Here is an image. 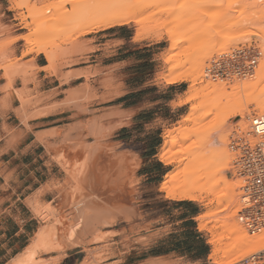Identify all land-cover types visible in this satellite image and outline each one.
Returning a JSON list of instances; mask_svg holds the SVG:
<instances>
[{
	"label": "rangeland",
	"instance_id": "1",
	"mask_svg": "<svg viewBox=\"0 0 264 264\" xmlns=\"http://www.w3.org/2000/svg\"><path fill=\"white\" fill-rule=\"evenodd\" d=\"M11 1L13 2V0ZM118 1L16 0L18 6L20 5L18 9L14 7L19 12L18 21L21 22L27 32L20 38L26 47L23 56L41 54L37 51L39 45L36 46L34 42V39H36L38 43L41 42L40 46L46 44L48 46L47 51L52 53V57L54 56L55 62H53L54 65L51 63V70L55 72L57 63L64 61L68 64V62H73L72 59L74 57L80 58L81 66L94 65L95 63L92 60L95 59V55H100V53H94V49L89 48V45L94 41H88L87 39L96 38L97 44H100L110 39V37L105 36L112 33L110 29H115L114 32H117L118 36L129 37V40L123 44L121 42H113L108 49L116 51L119 47H122L123 50H129L131 51L130 60L128 64L121 68L117 67L109 70V75H106L100 69L91 68L86 70L83 73L85 79L82 80L85 83L75 90L76 97L80 101L93 103L94 108L101 109L117 102V97L123 92L137 91L140 89V85L145 82L150 84L157 83L162 90H168L170 86L177 87L175 101L164 108L167 112L164 113L166 119L159 124L161 127L159 134L161 136L158 137L156 135L151 141L153 145L161 142L156 159L160 165L165 167L161 166V176L164 172H167L164 177H161L160 188L168 173L172 171L178 172L179 169V171H182V167H186H184L186 160L183 163H177L176 161L171 165H166L160 160L159 153L168 132L178 133L179 129L181 131L182 129L192 130L197 128V130L205 132V136L208 139L213 137V142L211 140L212 143L209 145L210 149L206 151L199 162L194 163L195 153L188 157L186 156L188 158L186 164L191 169L199 167L202 162H206L209 159H215L214 162L218 163L220 159L226 160L225 158H227L229 162L228 171L225 172L228 176L227 183H218L209 194H204V198L198 201H188L193 203V206L198 210V215L192 220V223L197 228L196 232L201 236L205 245L208 246L212 256L210 261L205 257L199 262L178 264H218L219 260H223V254L219 249L233 241L224 232L222 225L226 224L229 229H234L235 233H237L236 230L239 231V234L245 231L236 222L241 181L237 178H232L229 172L233 170L235 158L233 142L236 138V133L243 131L244 127L249 125L247 121L249 116L262 113L263 111L262 108L251 104V101L262 91L264 92V0H127L128 2L125 0V5L124 2L120 5L121 0ZM152 5L154 7H151ZM128 9H131L132 12L135 10L134 16L137 18H132L127 25H118L104 30L95 29L94 24L100 19L99 17H104L106 13L109 14L111 12H127L126 10ZM140 31H145L146 34L139 33ZM147 32H150L149 36ZM30 35L32 36L31 43L27 39ZM170 38L174 39L175 43L180 41L182 43L174 45ZM244 47L255 48L257 54L259 53L254 75L230 81H213L206 76L205 70L208 67V63L213 58L223 55L219 53L221 49L225 48L229 53H232ZM226 50L224 51L226 52ZM217 52L219 54H216ZM210 53V58L204 61L203 73H201L202 75H200V79L195 86H193L192 81L169 83V79L180 72L186 75L191 73L197 67L199 59ZM118 58L120 57L113 58V60ZM178 65L179 67L173 70ZM258 79L261 80L259 88H263L260 89L261 92L258 91L257 94H251L252 96L250 94L247 95L249 92L244 90L243 82H246V80L254 82ZM210 82L217 85L220 83L224 84L227 87V93H232L230 102L223 106L213 107L210 100L218 94L224 93V91L222 87L219 90H214L213 87L207 88L206 86ZM236 84L241 86L239 92L237 90L232 91ZM172 89L174 90L175 88ZM72 91L69 90L66 93L69 94ZM104 92L107 94H104ZM197 92H200L198 98L191 100V97ZM239 98L241 99V104L237 106ZM110 99L114 100L111 102ZM203 100L207 101L203 107L198 111L192 110L193 105H198ZM232 102L235 103L232 108L235 106L236 108H234L232 116L225 120L229 115L228 105ZM242 112H244L243 117ZM193 113H195L197 121H186ZM227 130H230V132L228 133V142L225 147L228 155H225L220 150L219 137L221 133ZM203 139L202 136H194L186 141L183 146L188 145L191 148H196L204 141ZM176 149L180 148L175 147L173 151H176ZM190 162L193 163L190 164ZM83 165L78 160L73 167H70L69 163L65 167L67 174L72 180L70 185H72L71 194L74 198L75 209L71 207L69 213L63 214L59 209L58 203H50L45 206L40 212L45 222L42 231L40 230L39 232L47 230V234L44 235H48V237L45 236L48 241L37 248L34 255L26 256L21 254L25 256L23 260L24 256L18 255V259L16 258L11 264H168L165 262L140 260V258L147 255L154 245L166 243L168 235H180L182 224L179 223L180 214L176 210L177 206L175 203L181 201L169 199L166 193L161 190L160 199H157L156 195L159 194L158 186H147L148 181L146 178L140 182L145 187L144 201L140 200V197L137 200H132L136 202L134 204L131 203V209L129 210L132 212L128 213L125 217L126 220H108L107 225H102L107 220L103 223V220H101L104 218H101L102 214L98 213L100 214V217L98 216L100 220H98L95 218L96 213H94L95 216L92 219L94 222L91 220L92 217H87L89 222L94 224L86 232L83 231L82 238H84L85 243L80 246H72L73 244L69 243L68 234H70V228L78 220L76 205L79 206L77 203L80 201L79 198L83 191L82 181H80ZM221 174L225 175L224 172ZM78 182L80 183L79 185ZM230 185H234L233 187L236 189L234 194H239H237L238 196L236 195L237 197L234 195L237 199L234 197L233 199L236 201L234 200V203L227 209V207L225 208V205H227L225 202L222 205L217 204L213 193L221 195ZM224 208V211L214 214ZM142 209H144V212ZM157 210L162 213L160 220L157 217ZM153 211L155 212L153 213ZM87 213V216L93 214ZM96 219L97 221H95ZM98 223H100V226H96ZM204 224L205 229H201L202 227L200 226ZM94 226L95 229H93ZM84 233L89 235L84 237ZM238 233L231 237L237 238ZM240 235L242 236V234ZM70 246L72 248H67ZM250 254L244 255L242 259L245 260ZM20 257L21 259H19ZM241 262L243 261H239L236 264H242Z\"/></svg>",
	"mask_w": 264,
	"mask_h": 264
},
{
	"label": "crops",
	"instance_id": "2",
	"mask_svg": "<svg viewBox=\"0 0 264 264\" xmlns=\"http://www.w3.org/2000/svg\"><path fill=\"white\" fill-rule=\"evenodd\" d=\"M18 15L11 0H0V264H11L33 243L45 222L40 215L45 206L59 203L63 214L69 213L71 207L75 209L70 185L72 180L65 166L69 163L73 167L78 160L81 165L89 163L88 158L95 149H104L100 150L103 154L99 152V159L108 157L105 167L107 169L110 166L104 173L100 167V172H97L95 164L92 173H97L92 176L94 180L101 179L99 183L96 181L98 186L108 183L114 175V178L117 175L119 178L120 175L122 182L129 179L128 183L125 181L127 186L125 182L122 183L121 187H128L122 192L127 191L132 194L133 199L140 197L144 201L145 187L140 182L146 178L147 186H158L156 188L159 194L156 198L160 199L161 177L167 172L161 176L163 165L156 159L161 144L153 145L151 141L154 136H161L159 124L166 119L164 113L167 112L164 108L170 106L177 95L175 86L162 90L157 83L145 82L137 91L123 92L117 97V102L101 109L94 108L93 103L80 101L75 90L85 83L82 80L85 79L83 73L86 70L100 69L109 75V70L128 64L131 51L123 50L122 47L116 51L108 48L113 42H127L129 37L118 36L117 32L112 31L105 36L110 39L100 44H97L96 38H88V41H94L89 48H93L94 53H100L92 60L95 64L81 66L80 58L74 57L73 62L68 64L64 61L57 63L55 72L48 69L50 62L45 53L23 56L26 47L20 38L27 32L18 21ZM116 57L120 58L113 60ZM69 90L73 91L67 94ZM113 100L110 99L111 102ZM116 158L120 160L117 161L119 164L128 162V165L121 164L117 169ZM113 166L118 170L115 173ZM121 167L124 168L120 169ZM130 169L134 170L132 178L126 175ZM108 170L114 174L108 173V176ZM97 174L101 175L100 179L95 177L99 176ZM103 174L111 179H105L106 175L103 178ZM89 184L90 182L82 185L83 194L91 195V188L86 189ZM121 199L123 200V195ZM121 199L103 200L105 206L110 201L111 208H106L114 213L121 203L117 211L121 209L122 212L116 211V214H123L120 217L117 215L116 219L120 221L128 215V206L130 207ZM100 203L101 201L95 205L99 206ZM102 204L101 210L94 204L96 209L92 205L90 209L103 214L106 208L103 209ZM123 206H127V211H123ZM176 210L179 211L181 224L194 220L198 215L185 207H177ZM108 211H105L106 215ZM157 214L160 220V210H157ZM184 230L182 228L181 232ZM194 230L197 228L194 227ZM170 236L166 239L168 243ZM159 244L162 243L157 245ZM194 254L195 252L188 254L168 251L144 260L168 264L191 263L199 262L205 257L208 259L210 253L202 258H195Z\"/></svg>",
	"mask_w": 264,
	"mask_h": 264
},
{
	"label": "bare ground",
	"instance_id": "3",
	"mask_svg": "<svg viewBox=\"0 0 264 264\" xmlns=\"http://www.w3.org/2000/svg\"><path fill=\"white\" fill-rule=\"evenodd\" d=\"M120 1V0H119ZM118 1V2H119ZM127 1V0H126ZM118 2H117V4H118ZM122 2H124V5H125V0H121V3H120V5L122 4ZM128 2V1H127ZM130 2V1H129ZM146 2V1H145ZM13 5H14V7L16 8V9H18V8H20L19 6H18V4L16 3V0H13ZM148 5V4H147ZM151 5V4H150ZM108 6V5H107ZM121 7V6H120ZM126 7V6H125ZM140 7V6H139ZM151 7H154V5H152ZM150 7V8H151ZM131 8V7H130ZM124 9V8H123ZM137 9V8H136ZM104 10V9H103ZM125 10V9H124ZM108 11V10H107ZM113 11V10H112ZM118 11V10H117ZM127 12H119V13H113V12H111V11H109V12H111V13H113V14H111V13H104L103 15H104V17L102 16V17H99L100 19L94 24V26H95V29L96 30H104V29H109V28H112V27H114V26H118V25H127L131 20H132V18H137L136 16H134L135 15V10L132 12V10L131 9H128V10H126ZM138 11V10H137ZM104 12V11H103ZM134 13V14H133ZM130 14H133V15H130ZM133 16V17H132ZM139 33H143V34H146L145 33V31H140ZM148 33V36H149V33L150 32H147ZM142 34V35H143ZM153 34V33H152ZM155 34V33H154ZM139 36H141L140 34H138ZM146 36V35H145ZM160 37V36H159ZM31 38H32V36L30 35V36H28V40L30 41V43H31ZM146 38V37H145ZM172 38H170V40H171ZM33 41V40H32ZM172 41H173V44L174 45H177V44H179V43H182V41H180L179 43H175L174 42V39H172ZM34 42H35V44H36V46H38L37 48V51H38V53H45L46 55H47V57H48V60H49V62H50V67L48 68V69H51V63H53V62H55V60H54V56L52 57V53H49L48 51H47V47L48 46H46V44L44 45V44H42L43 46H40L41 44V42L40 43H38L37 42V40L36 39H34ZM33 42V43H34ZM38 43V44H37ZM33 45V44H32ZM232 47H233V45H232ZM31 50V49H30ZM33 50V49H32ZM224 50H226L225 48H223V49H221V51H219V53H221V54H226L227 52L229 53V51L228 50H226V52L224 51ZM257 51V50H256ZM30 53V52H29ZM28 53V54H29ZM218 52L216 53V54H219ZM259 54V53H258ZM210 55H211V53L210 54H208V55H206V56H204V57H202L201 59H199V62H198V65H197V67L195 68V69H193L192 71H191V73H189V74H185V73H183V72H180V73H178L177 75H175L174 77H172V78H170L169 79V83L170 84H173V83H177V82H180V81H192L193 82V86H195L197 83H198V81H199V77H200V75H202L201 73H203L202 72V70H203V67H204V61L207 59L208 60V58H210ZM212 56H213V54H212ZM211 56V57H212ZM54 60V61H53ZM53 65H54V63H53ZM53 67V66H52ZM179 67V65L178 66H176L175 68H173V70H176L177 68ZM248 80V79H247ZM246 80V82H243L244 84H243V87H244V90H246V91H248L249 93H247V95H251V94H257L258 93V91H260L261 92V90L260 89H263V88H259V86H260V83H261V80L260 79H258V80H256V81H254V82H250V81H247ZM221 84V83H220ZM217 85V84H211V82L210 83H208V85L206 86L207 88H209V87H213L214 88V90L215 89H218L219 90V88L220 87H222V90L224 91V93H220V94H218L217 96H215L214 98H212L210 101L212 102V105H213V107H218V106H220V105H225L226 103H228V102H230V97H231V92H229V93H227V87L223 84H221V85ZM240 84H236L235 86H234V88H232V91H235V90H237L238 92H239V90H240ZM264 90V89H263ZM222 91V92H223ZM200 94V92H197L195 95H193L192 97H191V100H195V99H197L198 98V95ZM252 96V95H251ZM252 98H254V97H252ZM253 100V99H252ZM238 105L237 106H239L241 103V99L239 98L238 100ZM252 103L251 104H254L256 107H259V108H262L263 109V111H262V113L264 112V92L262 91L260 94H258V96H256L255 98H254V100L253 101H251ZM207 103V101L206 100H203L202 102H200V104H198V105H193V107H192V110H194V111H198L201 107H203L205 104ZM235 105V103L234 102H232L230 105H228V108H229V115L226 117V119L225 120H227V119H229L231 116H232V114H233V112H234V108H236V106L234 107V108H232L233 106ZM241 109H242V107H241ZM243 113L244 112H242V117H243ZM259 114V113H258ZM261 114V113H260ZM254 115V114H253ZM252 116V115H251ZM251 116H249V117H251ZM248 117V118H249ZM197 119V117L195 116V113H193V114H191L187 119H186V121H188V122H193V121H197L196 120ZM247 121H248V119H247ZM248 124H249V122H248ZM185 129V128H184ZM241 129V128H240ZM180 130V129H179ZM177 131L178 133H173V132H168L167 134H166V136H165V141H164V143H163V145H162V149H161V152L159 153L160 154V160L164 163V164H166V165H171V164H173V163H175L176 161H177V163H183V161H185L186 160V162L184 163V167L185 168H183L182 167V171H179L178 170V172L177 171H172V172H170V173H168L167 174V176H166V178L164 179V181L162 182V185H161V190L163 191V192H165L166 193V196L169 198V199H171V200H174V201H198V200H200L201 198H204V194H209L210 192H211V190H212V188L213 187H215V185H217L218 183H224V182H228V176L225 174V172L226 171H228V168H227V166H228V159L227 158H225L226 160H224V159H220L219 160V162L218 163H215L214 161H215V159H209V160H207L206 162H202L201 164H200V166L199 167H197V168H195V169H191V168H188V166L189 165H187L186 163L188 162L187 161V157L188 156H190V155H192V154H194L195 153V158H194V163L195 162H199L201 159H202V157L204 156V154L206 153V151H208L210 148H209V145H211V143L213 142V137H209V139L205 136L206 134H205V132H201V131H199V129L197 130V128H193L192 130L190 129H187V130H181V131ZM232 130V129H231ZM247 130L249 131V125H246L245 127H244V129H243V133L244 132H247ZM230 132V130H227V131H224L223 133H221L220 134V137H219V143H220V150H222V153L223 154H225V155H228V151H226L225 150V147H226V145H227V142H228V133ZM194 136H202L204 139V141L202 142V143H200V145L199 146H197L196 148H191L190 146H183L185 143H186V141H188L189 139H191L192 137H194ZM211 140H212V142H211ZM175 147H179L180 149H176V151H173L174 149H175ZM224 149V150H223ZM92 150H94V149H92ZM100 150H102V149H95L93 152H92V155H90L89 157L90 158H88L89 159V163L87 162V163H84V165H83V171L81 172V171H79V172H81L82 173V177H81V179H80V181H82L81 183H82V185H86L87 183H89L90 182V186L88 185V187H86V189L87 188H91V190H90V188H89V193H91V191H92V193H91V195H86V194H83V191H82V194H81V198L82 199H80V201L77 203V204H79V207L78 208H76V211H77V215H78V217H77V219L78 220H76V223H74V226L73 227H71L70 228V234H68V236H69V240H70V242L69 243H72L73 245L72 246H74V245H76V246H80V245H82V244H84L85 242H84V238H82V236H83V231L84 232H86V230L89 228V227H93V222H94V220H92L93 218H94V216L96 215V217L95 218H97L98 220H100V214H98V213H96V212H93L92 211V209L93 208H91L90 209V207H94L95 208V206L97 205L96 203H99L100 201H101V203H103L102 205H104V199H112V200H118V199H121V197H122V195H123V200L122 201H125L126 203H127V205L129 204V205H131V203H135L136 201H132V200H134L133 198H132V194H129L126 190V188H128V187H125L124 186V188H123V186L121 187V185H123L124 184V182L126 181L127 182V180H129V179H127V180H125L124 182H122V181H120L122 178V176H120L119 175V178H118V175L116 176L117 178H114V176L112 177L113 179L112 180H107V182L108 183H104V182H106L103 178L105 177V175H106V177H105V179H107V178H110V177H107V174L108 173H110V171L108 172L107 171V174H103L104 176H103V180H104V184H101L100 186H98L99 184V182L101 181V179H100V176L101 175H99V174H97V175H99V176H95V177H98L100 180L98 181V180H94L93 178H94V176H92V174H94V173H92L93 172V168H94V166H95V164H96V166L95 167H97L96 168V170L98 169V167H100L101 168V170H102V168H103V170H102V172H106V170L110 167H108L107 169H106V165H105V160L108 158H105V157H100V159H99V152L100 153H102L103 154V152H101ZM104 150V149H103ZM102 150V151H103ZM115 153V152H114ZM113 153V155H120V153L118 154V153H116V154H114ZM99 154V155H98ZM112 154V153H111ZM110 154V155H111ZM106 155V154H105ZM101 156V155H100ZM108 156V155H107ZM187 156V157H186ZM81 157V156H80ZM112 157V156H111ZM121 157V156H120ZM120 157H118L119 159H121ZM113 158V157H112ZM111 158V159H112ZM114 158H115V156H114ZM124 158V157H123ZM86 159V158H85ZM110 159V160H111ZM114 160V159H113ZM112 160V161H113ZM122 160V159H121ZM107 161V160H106ZM116 162L117 161H120V160H117V158H116V160H115ZM116 162H115V164H116ZM127 162V161H126ZM106 163H110V162H106ZM118 164V167H117V165H115V167L118 169L119 168V165L121 166V164H123V165H128V162H127V164H124L123 162L121 163V164H119V162H117ZM193 162H190V164H192ZM111 164V163H110ZM114 164V163H113ZM113 164H111V165H113ZM186 164V165H185ZM189 164V163H188ZM122 165V166H123ZM103 166V167H102ZM126 166H125V168H126ZM129 166H130V164H129ZM66 167V166H65ZM105 167V168H104ZM114 167V166H113ZM115 167L113 168V172L115 171V170H117V169H115ZM133 167H135V166H133ZM180 167H181V165H180ZM122 168H124V167H121L120 169H122ZM179 168V167H178ZM186 168H188V169H186ZM112 169V168H111ZM135 169V168H134ZM68 170V169H67ZM100 169H98L97 170V172H100L99 171ZM126 170V169H125ZM95 171V170H94ZM118 171V170H117ZM123 171V178H124V169L122 170ZM129 171V172H128ZM127 171V173L128 174H126L127 176H131V178L133 177L132 175L134 174V170H128ZM96 172V173H97ZM112 171H111V173L110 174H114ZM222 172H224V174L225 175H222L221 173ZM95 173V174H96ZM117 173V172H116ZM79 174V173H78ZM94 174V175H95ZM120 174V173H119ZM108 176H109V174H108ZM121 178V179H120ZM84 179V180H83ZM111 179V178H110ZM125 179V178H124ZM123 179V180H124ZM134 179V178H133ZM78 181V180H77ZM88 181V182H87ZM94 181V182H93ZM96 181H98V183L96 182ZM133 181V180H132ZM131 181V182H132ZM121 182V183H120ZM125 182V183H126ZM95 183H97V184H95ZM123 183V184H122ZM128 183V182H127ZM127 183H126V186H127ZM133 183V182H132ZM132 183L131 184H128V186L129 185H132ZM80 183L78 182V185H79ZM94 184H95V186H94ZM232 184V183H231ZM96 185H97V187H96ZM234 185H236V184H234ZM233 185V186H234ZM233 186H228L226 189H225V191H224V193L223 194H218V193H213V195H214V200L217 202V204L218 205H222L223 204V202H225L227 205H225V208L227 207V209H228V207L229 206H231V204L232 203H234V200L235 199H237L236 197L238 196L237 194H239V193H235L234 194V190H236V189H234L235 187H233ZM130 187H132L133 188V186H130ZM74 188H75V186H74ZM79 188H80V186H79ZM123 188V189H122ZM85 189V190H86ZM124 189H126L125 191L127 192V194H126V192L125 193H123L122 192V190H124ZM134 189V188H133ZM132 189V190H133ZM82 190V189H81ZM77 191V190H76ZM87 191V192H88ZM129 191V190H128ZM74 192V191H73ZM132 193H134V194H136L135 193V191H132ZM236 197H235V196ZM75 196V195H74ZM134 196V195H133ZM136 196H137V194H136ZM235 197V199H233ZM79 198V197H78ZM135 198V197H134ZM74 199V198H73ZM136 199V198H135ZM137 200V199H136ZM239 200V199H238ZM64 201V200H63ZM96 201V203H94ZM103 201V202H102ZM120 201V200H119ZM214 201V202H215ZM236 201V200H235ZM110 202V201H109ZM109 202L107 201V203H108V206H107V208L108 207H110L111 205H109ZM113 202V201H112ZM112 202H111V204H112ZM121 202V201H120ZM101 203H100V205L99 206H101ZM123 203V202H122ZM59 204V203H58ZM72 204V203H71ZM95 206H94V205ZM116 204H117V202H116ZM115 204V205H116ZM123 204H125V203H123ZM122 204V205H123ZM90 205H92V206H90ZM120 205V206H119ZM118 206L119 207H121V203L119 204ZM235 205H236V202H235ZM238 205H239V202H238ZM74 206V205H73ZM78 206V205H77ZM99 206H96L97 207V209L98 208H100V209H98V210H101V208H102V206L101 207H99ZM106 206L104 205V207H103V209L104 208H106ZM118 206H117V208H118ZM234 206V205H233ZM113 207H114V204H113ZM116 207V206H115ZM105 209V211H108V209ZM111 208V207H110ZM109 208V209H110ZM117 208H115V213H114V211H108L109 213L106 215L105 214V211H103L104 213V215L102 214V217L101 218H103V219H101V220H103V223L106 221V223H104V224H102V225H107L108 224V222L110 221V220H114L115 221V219L116 218H118V217H120V216H123V214H116V211H117ZM123 208H124V206H123ZM125 208H127V206H125ZM125 208H124V212L125 211H127V210H125ZM132 208H134L133 206H132ZM225 208L222 210H220V211H218V212H215L214 214L216 215V214H218V213H220V212H222V211H224L225 210ZM89 209H90V211H89ZM96 209V208H95ZM129 209H131V207H129L128 206V212L127 213H129V212H132L131 210H129ZM62 210V209H61ZM88 210V211H87ZM95 211V210H94ZM97 211V210H96ZM87 212H89V213H93V214H90V215H88L87 216ZM97 212H100L101 213V211H97ZM113 212V213H112ZM117 212H122L121 211V209L120 210H118ZM94 213H96L95 215H94ZM126 213V214H127ZM98 214V215H97ZM130 214V213H129ZM92 215V216H91ZM117 215H118V217H117ZM120 215V216H119ZM90 216V218H91V220L93 221V222H89V220H88V218L87 217H89ZM99 216V217H98ZM125 217V216H124ZM130 217V216H129ZM97 219L95 220V221H97ZM109 220V221H108ZM126 220V219H125ZM199 225H201V224H199ZM96 226H100V223H98V225H96ZM109 226H110V223H109ZM200 227H202L201 229H205V224L204 225H202V226H200ZM220 227V226H219ZM222 227L224 228L223 230H224V232L233 240V241H231V242H229L230 244H228V245H225L223 248L221 247L220 249H219V251L223 254V256H222V258H223V260H219L217 263L218 264H236V263H238L239 261H243L244 259H242V257L244 256V255H247V254H250V253H253L254 254V252L256 253V252H258V251H260L261 249H263L264 248V237L263 236H257L256 238L255 237H253V238H250L249 236H248V234L245 232V231H242V233H240V234H242V236L238 233L239 231L238 230H236V232L238 233V236H237V238L235 237V238H233V237H231L232 235H235V234H237V233H235V230L234 229H229V227L226 225V224H224V225H222ZM221 227V228H222ZM90 229H92V228H90ZM93 229H95V226H94V228ZM92 229V230H93ZM41 231H42V229H40ZM44 230V229H43ZM89 230V229H88ZM232 230V231H231ZM47 231V230H46ZM45 230H44V232H38V234L36 235V239L34 240V242L33 243H31V245L25 250V253H23L24 255H34L35 253H36V251H37V248H39V247H41V246H43L44 244H46V242L48 241V239H47V237H48V235H44V234H47V232H46ZM68 231V230H67ZM226 231H229V232H226ZM231 231V232H230ZM46 232V233H45ZM89 232V231H88ZM93 232H94V230H93ZM96 232V231H95ZM241 232V231H240ZM90 233V232H89ZM85 235H86V233H84V237H85ZM87 235H89L88 233H87ZM87 235H86V237H87ZM96 235V234H95ZM226 235V236H227ZM45 236H47V237H45ZM66 236H67V234H66ZM91 236V235H90ZM64 238H65V236H64ZM93 240H94V238L93 237H91ZM98 239V238H97ZM50 240V239H49ZM68 240V239H67ZM91 240V239H90ZM99 240V239H98ZM92 241V240H91ZM88 243H89V241H87ZM93 242V241H92ZM94 242H96L95 240H94ZM93 242V243H94ZM67 243V242H66ZM211 244V243H210ZM83 247V246H82ZM43 248V247H42ZM50 248H51V246H50ZM50 248H49V250H50ZM67 248H72L71 246L70 247H67ZM39 250V249H38ZM24 255H21V256H24ZM250 255H252V254H250ZM249 255V256H250ZM211 256H212V253L210 252V254H209V257H208V261H210V259H211ZM249 256H247V257H249ZM25 258V256L22 258V260ZM18 259V258H17ZM19 259H21V257L19 258ZM26 259H27V257H26ZM16 261H18V260H16ZM20 262V261H19ZM15 264H17V263H15Z\"/></svg>",
	"mask_w": 264,
	"mask_h": 264
},
{
	"label": "built area",
	"instance_id": "4",
	"mask_svg": "<svg viewBox=\"0 0 264 264\" xmlns=\"http://www.w3.org/2000/svg\"><path fill=\"white\" fill-rule=\"evenodd\" d=\"M259 55L255 48H239L213 58L206 76L213 81H230L254 75ZM249 131L236 133L232 178L241 181L236 222L251 237H264V112L248 118ZM242 264H264V248ZM213 264V263H210Z\"/></svg>",
	"mask_w": 264,
	"mask_h": 264
},
{
	"label": "trees",
	"instance_id": "5",
	"mask_svg": "<svg viewBox=\"0 0 264 264\" xmlns=\"http://www.w3.org/2000/svg\"><path fill=\"white\" fill-rule=\"evenodd\" d=\"M111 29L110 31H114ZM161 142L156 145H160ZM177 207L189 208L193 214H197L198 210L193 206V203L188 201H181L175 203ZM182 228L185 229L180 233V235L172 234L169 237V243H162L153 247L147 255H144L140 260L147 259L148 257L159 256L161 254L167 253L168 251H176L178 253H192L195 252V258H202L208 256L209 248L205 245L201 236L194 230V225L192 221L185 222L182 224ZM170 246V247H168Z\"/></svg>",
	"mask_w": 264,
	"mask_h": 264
}]
</instances>
